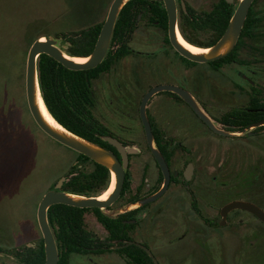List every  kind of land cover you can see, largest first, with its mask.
Returning <instances> with one entry per match:
<instances>
[{"label": "rangeland", "instance_id": "obj_1", "mask_svg": "<svg viewBox=\"0 0 264 264\" xmlns=\"http://www.w3.org/2000/svg\"><path fill=\"white\" fill-rule=\"evenodd\" d=\"M112 1L0 0L3 264H18L11 255L15 249L39 244L42 237L36 221L38 203L54 189L76 158L74 151L45 135L30 116L24 88L27 51L40 37L54 39L55 35L87 29L105 20ZM208 1L183 0L195 11L207 10ZM129 47L130 55L109 74L92 82V113L119 142L134 145L142 155L146 146L139 104L153 87L173 85L187 91L215 127L223 131L226 128L218 124L219 118L243 106L237 86L249 92V85L237 72H247L249 67L224 66L214 71L208 63H191L171 47L162 30L149 28L142 21ZM59 48L66 49L60 40ZM260 79L256 75L251 80L260 86ZM169 97L167 92L153 95L146 114L153 127L161 130L170 149L178 144L187 152L185 158L195 175L189 183L190 190L185 191L179 183L171 184L163 196L141 210L143 219L133 230V239L144 245L157 264H264L261 221L245 211L234 210L224 222L207 228L189 204L192 192L203 216H213L215 221L219 208L235 201L248 202L264 212V129L255 133L254 129L245 130L235 136L217 135L185 104ZM81 169L89 171L90 164ZM140 173V168L135 167L132 186L139 182ZM155 174L151 169L146 175L147 185H153ZM90 217L87 212V228L102 237L101 227ZM204 232L209 238L208 249L200 242ZM69 264H125V259L114 252L71 255Z\"/></svg>", "mask_w": 264, "mask_h": 264}, {"label": "trees", "instance_id": "obj_2", "mask_svg": "<svg viewBox=\"0 0 264 264\" xmlns=\"http://www.w3.org/2000/svg\"><path fill=\"white\" fill-rule=\"evenodd\" d=\"M185 7L186 12L180 10L178 17L179 33L187 43L199 48L211 47L218 41L225 31L234 9L232 4H228L224 0L215 1L208 11H195L187 4ZM141 21L162 30L168 41L167 15L162 0H129L117 17L106 56L96 68L86 71H71L47 55L39 56L37 73L42 100L52 118L65 130L92 143L103 145L99 135L104 134V128L92 113L94 105L92 82L102 75L109 74L120 60L130 55L129 44ZM103 22L104 20L87 29L61 33L55 35V38L66 46L64 53L67 56L86 58L94 48ZM247 29L246 19L239 41L233 51L225 58L209 63V65L216 66L214 69L217 70L233 63L237 48ZM204 31L207 32L206 42L200 40ZM168 94L182 102L177 95ZM263 119L264 111H249L248 108L227 112L221 118L222 123L228 125L229 132H243L251 124ZM262 129L264 126L253 131ZM153 133L155 136L157 135L154 130ZM75 155V163L64 175L65 181L61 186V191L84 197L100 196L109 187L110 173L106 168L87 157L77 153ZM87 163L90 164V169L86 172L81 169V166ZM161 180L162 176L160 175ZM129 187L130 184L125 180L121 196L128 192ZM86 212L94 213L98 222L108 233L106 238L91 237L85 228L84 214ZM129 215L123 214L116 219H109L97 208L79 209L62 204L51 206L47 210V221L58 248V264H69L71 254H99L110 251L114 246H121L114 251L125 255L129 264H153L151 258L142 249L127 244L128 238L125 236L119 238L120 234L125 235L133 228V225L124 222L129 219ZM11 255L18 264H44L45 254L42 238L35 247L24 246L15 249Z\"/></svg>", "mask_w": 264, "mask_h": 264}, {"label": "water", "instance_id": "obj_3", "mask_svg": "<svg viewBox=\"0 0 264 264\" xmlns=\"http://www.w3.org/2000/svg\"><path fill=\"white\" fill-rule=\"evenodd\" d=\"M129 0H113L108 9L106 18L101 26L100 32L98 34L96 43L91 54L84 58L87 59L83 63H76L70 61L63 50L59 48V39L47 37H40L35 40L29 47L26 55L25 61V97L26 104L30 116L32 117L36 126L50 139L57 142L58 144L74 151L77 154H81L96 164H99L106 168L108 172L115 178L114 189L110 196L105 200H98L97 197H84L79 195L68 194L61 191V186L65 181V178H61L59 182L55 185L53 190L46 192L41 198L37 206L36 211V221L41 233L43 240L45 262L44 264H57L58 263V251L57 246L49 227L47 221V210L57 204H62L65 206H71L79 209H92L97 208L101 211H105L110 207L120 196L121 189L124 183V172L128 164V154L135 153L134 149L123 147L118 141L112 138H104L111 145H113L121 156V161L110 151L104 149L103 147L82 139L78 136L65 130L60 126L53 118V120L58 124L57 126L50 125L43 117L38 100L40 99L44 105L41 97V92L38 84V73H37V60L40 55H47L64 68L71 71H86L96 68L105 58L106 53L109 49L111 37L114 29L117 17L123 8V6ZM253 0H239L229 23L219 38V40L208 48L204 49L205 52L202 53H192L185 49L178 41L177 34L178 23H177V8L175 0H162L166 15H167V38L171 47L184 59L198 64L211 63L226 57L235 47L237 40L239 38L241 29L243 27L245 18L247 16L249 7ZM225 2L231 4L233 0H225ZM181 8L186 12V7L183 1H181ZM161 92H168L177 95L189 108L194 112V114L211 130L213 133L220 136H235L234 133L225 132L219 130L215 127L213 121L200 109L195 99L190 93L183 90L180 87L173 85H160L151 88L146 92L140 100L139 104V117L141 124L144 129L145 138L147 145L156 159L158 166L161 170L163 176V184L161 189L154 195L140 201L138 205H145L150 203L159 197H161L169 184L170 174L169 169L162 158L161 154L153 147V134L149 120L146 115V107L150 98ZM45 107V105H44ZM46 109V107H45ZM47 111V109H46ZM49 114V112L47 111ZM50 115V114H49ZM51 116V115H50ZM52 117V116H51ZM264 126V120L253 124L252 126L246 128V130L255 129ZM232 210H244L252 215H254L259 221L264 224V212L257 206L243 201H235L226 204L220 212V216L224 221L225 216L228 212ZM115 213V212H114ZM108 217L112 215L105 214ZM132 244V243H130ZM143 250L149 255L154 264L157 262L153 259L151 253L145 248Z\"/></svg>", "mask_w": 264, "mask_h": 264}, {"label": "flooded vegetation", "instance_id": "obj_4", "mask_svg": "<svg viewBox=\"0 0 264 264\" xmlns=\"http://www.w3.org/2000/svg\"><path fill=\"white\" fill-rule=\"evenodd\" d=\"M181 1H183V0H175L176 8H177V22H178V17L180 15V10H182L181 4H180ZM215 1H217V0H209L208 1V9L205 10V11H208ZM238 2H239V0H233V3H231L234 6L233 12H234ZM246 19H247V27H248V29H247V32H245L243 34V38L241 39V44L237 48L235 59H233V63H231L230 65H225V66L249 67V71H247V72L246 71L237 72L238 77L240 79H242L243 82H245L246 84L249 85V92H247V90L244 89L243 87H241L240 85L237 86L238 87V91H239V99L242 101L241 104L243 103L242 104L243 106L241 108H238V109L248 108L249 111H255V110L264 111V88H263L264 86L262 84V80H264V0H253L252 1L245 20ZM144 25L149 27V28H157L154 25H150L149 26V25H147L145 23H144ZM157 29H159V28H157ZM242 29H243V27H242ZM242 29H241V31H242ZM202 34H203V42H206V40H207V32L204 31ZM240 34H241V32H240ZM180 37H181V35H180ZM239 38H240V35H239ZM239 38H238L237 42L239 41ZM182 40H184V39L182 38ZM192 46H194V45H192ZM194 47H196L197 49H201V48H199L197 46H194ZM214 67H216V66H214ZM214 67L211 66L212 70L218 71L220 68H222L224 66L220 67L217 70L214 69ZM256 72L259 73V74H257ZM244 73H247V74L245 75ZM256 75L261 78L258 81L260 86L259 85H255V83H253V81L251 80V79H254ZM102 76H104V75H102ZM169 99H173L174 102H177V100L174 99L172 96H170ZM178 102H180V101H178ZM181 103L185 104L183 101ZM187 107L189 108V106H187ZM192 113L194 114L193 111H192ZM222 116L219 118V123L218 124L224 126V128H226V130L225 129L224 130L226 132H229V128H227L228 125L222 123V120H221ZM148 120H149V123H150V126H151V130H152V134H153V147L161 154L162 158L164 159V161H165V163H166V165H167V167L169 169L170 180H169V184H168V187H167L166 191L168 190L170 185L171 184L173 185L174 183H179L180 187L182 189H184L185 191L190 190L189 183L192 182V179H193V177L195 175V170H192V165H190L188 160L185 158L186 157L185 155L187 154V152L185 150H183V148H181V145H178V144L173 145L174 148L170 149L168 143L163 141L164 138H163V134H162L161 130L153 127V124L151 123L149 118H148ZM260 121H262V120H260ZM256 123H258V122H256ZM253 124H255V123H253ZM253 124H251L250 126H252ZM203 125H205V124L203 123ZM153 130L157 132L156 136L154 135ZM143 132H144V129H143ZM229 133L236 134V133H240V132H229ZM252 133H255V132H252ZM106 137L107 138H112V139L118 141L114 136H112L111 133H109L104 128V134L103 135H99V139L103 142V145H99V146H101L104 149L112 152L117 157V159L119 161H121V156H120L119 152L117 151V149L113 145H111L108 141L104 140V138H106ZM144 139H145L146 149H145V154H143V155H142V152L139 151L134 145H129L128 146V145L123 144V143L118 141L123 147L131 148V149L135 150V153L128 154V164H127V168H126V170L124 172V181L127 180V182L130 184V187H129L130 189L128 190V192L124 193V196H121V193L123 191V187H122L121 193H120V196L118 197V199L110 207L105 209L104 212L101 211L104 215L105 214L112 215V213H113L112 217H108L107 216L109 219H116L120 215L130 214L129 215V219L124 221V222L133 225V228L129 232H127L125 235L120 234L119 238H123V236H125L126 238L129 239L128 243H127L128 245L137 246V247H139L142 250H143L142 247H144V245L142 243H138L137 241H135L133 239V237H134L133 230L135 229V227L138 226L139 223H141V221L143 219V214H142L141 210L144 207L148 206L151 202L147 203L145 205H140V206L138 205V203L140 201H142V200L154 195L155 193H157L161 189L162 184H163V176H162L161 170H160V168L158 166V163H157L156 159L152 155V153H151V151H150V149H149V147L147 145L146 138H145V133H144ZM174 166H177V167L175 168ZM135 167H136V169L140 168L141 173L139 174L140 175L139 176V182L136 185L132 186L133 177L135 178V176H134ZM151 169H154L156 171V174H155V177H154L153 185H147L145 183L146 175L151 171ZM189 169H190V173H189ZM175 172H176V174H175ZM160 175L162 176V180L161 181H160ZM113 185H114V177L111 176L109 187L99 197H105V194L108 193L109 190L110 191L113 190ZM123 185H124V183H123ZM189 204H190L192 210L196 213V215L199 216L200 221L203 224H205L207 228L209 226L210 227L211 226L215 227L220 221L224 222L226 217H227V215L230 212L234 211V210H232V211L228 212L226 214V216H225L224 221H223L221 216H220L221 208H219L218 213H217L218 214V220L215 221L213 216H211L209 218L208 217L206 218L205 216H203L201 208L199 206L197 207L196 198L193 197L192 192L189 194ZM242 211H244V210H242ZM245 212H247V211H245ZM86 213L84 214V223H86ZM89 213L91 214L90 220H92L96 225L101 227L103 236L100 237V236L96 235L94 232L89 230L87 228L86 224H85V228L88 231V233L91 234L92 238H94V237L99 238V239L106 238L108 236V233L105 231V229L98 222V220L95 217L94 213H92V212H89ZM247 213H249V212H247ZM249 214H251V213H249ZM208 239L209 238H208L206 232H204V234L201 233L200 242H201L203 248H206V249L209 248ZM130 243H132V244H130ZM35 246H27V247L33 248ZM119 248H121V246H114V247L111 248L112 251L111 250L110 251H105V252L99 253V254L98 253H93V254H90V255L97 256V255H101V254H104V253H107V252H110V253L114 252L119 257H123L125 259V264H129L128 263V258L125 255H121V254H119V253L114 251V250H118ZM57 251H58V248H57ZM71 255H76V254H71ZM80 256H84V255H80ZM58 260H59V252H58ZM69 261H70V257H69ZM0 264H3V263L0 261Z\"/></svg>", "mask_w": 264, "mask_h": 264}, {"label": "bare ground", "instance_id": "obj_5", "mask_svg": "<svg viewBox=\"0 0 264 264\" xmlns=\"http://www.w3.org/2000/svg\"><path fill=\"white\" fill-rule=\"evenodd\" d=\"M177 38H178V41L179 43L187 50H189L190 52L192 53H202V52H205L204 49H197L196 47L188 44L187 42H185L184 40H182V38L180 37V34H177ZM67 58L70 60V61H73V62H76V63H83L85 62L87 59H84V58H78V57H70V56H67ZM38 103H39V108H40V111L44 117V119L52 126H57L58 124L52 119V117L47 113L42 101L39 99L38 100ZM113 176V175H111ZM114 177V176H113ZM114 184H115V178H114ZM113 189H114V185H113ZM113 190H109L108 193L105 194V197H99L98 200H105L108 198V196H110V194L112 193Z\"/></svg>", "mask_w": 264, "mask_h": 264}]
</instances>
